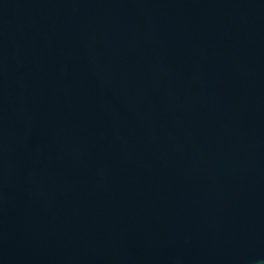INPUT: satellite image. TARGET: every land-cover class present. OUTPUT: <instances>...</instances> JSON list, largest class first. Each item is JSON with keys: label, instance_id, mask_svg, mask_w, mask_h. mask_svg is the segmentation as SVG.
<instances>
[{"label": "water", "instance_id": "95a60500", "mask_svg": "<svg viewBox=\"0 0 264 264\" xmlns=\"http://www.w3.org/2000/svg\"><path fill=\"white\" fill-rule=\"evenodd\" d=\"M0 264H264V0H0Z\"/></svg>", "mask_w": 264, "mask_h": 264}]
</instances>
